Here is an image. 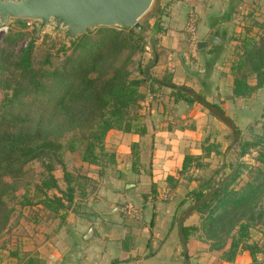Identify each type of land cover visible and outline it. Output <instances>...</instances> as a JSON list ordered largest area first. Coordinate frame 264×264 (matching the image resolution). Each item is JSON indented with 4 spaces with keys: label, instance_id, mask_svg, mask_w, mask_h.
Returning a JSON list of instances; mask_svg holds the SVG:
<instances>
[{
    "label": "crops",
    "instance_id": "crops-1",
    "mask_svg": "<svg viewBox=\"0 0 264 264\" xmlns=\"http://www.w3.org/2000/svg\"><path fill=\"white\" fill-rule=\"evenodd\" d=\"M249 1L159 0L147 22L153 36L152 58L145 65L149 78L141 85L144 96L139 100L143 107L139 119L146 130L107 131L104 144L112 148L113 156L100 173L91 200L97 214L86 218L84 213L69 211L65 221L57 222L35 244L42 264H264V221L251 227L248 246H239L232 259L224 253L228 244L213 249L198 230L183 239V226L199 225L195 201L189 196L199 180L210 175L201 167H212L210 162L226 152L215 135L227 123L197 101H173L167 84H153L152 95L150 89L152 79L170 72L171 82L226 108L233 81L228 59L233 18L243 13ZM189 10L198 18L197 49L189 44L184 29ZM213 34L223 40L209 42ZM199 42L205 45L198 47ZM185 154L198 157L191 161L192 174L186 173L190 167L180 173ZM186 174L193 177L187 188L181 183ZM168 176L174 178L172 182ZM178 193L183 194L178 198ZM126 201L136 205L137 214H121V203ZM112 204L117 207L109 210ZM90 226L93 232L85 237Z\"/></svg>",
    "mask_w": 264,
    "mask_h": 264
},
{
    "label": "trees",
    "instance_id": "trees-1",
    "mask_svg": "<svg viewBox=\"0 0 264 264\" xmlns=\"http://www.w3.org/2000/svg\"><path fill=\"white\" fill-rule=\"evenodd\" d=\"M261 38L264 40V34ZM71 42L78 51L67 53L60 62L54 63L49 51L43 59L36 60L34 39H30L13 62L16 77L0 79V235L8 227L17 203L20 206L42 205L58 215L61 223L69 211L83 213L78 207L72 209L69 205L75 199V183L79 193H84L85 186L65 168V151L79 149L82 161L102 164L109 129L138 133L146 130L145 124L140 122L141 115L131 113L132 107L139 105L144 96L141 85L149 78L139 60L136 64L142 76L132 75L133 55L144 49L142 30L133 26H97ZM242 48L241 53L234 52L238 57L230 64L233 81L228 98L231 101L249 96L264 85V42L244 40ZM61 50L65 51L63 46ZM171 76L168 72L161 79H152L151 94L153 84H167L172 88L173 101H197L208 107L232 126L239 140L238 154L241 156L257 148L255 158L264 163V129L251 139H240V128L225 108L189 87L171 82ZM249 76L254 82L249 81ZM262 117L264 122V108ZM197 158L185 154L180 173ZM33 159H38L44 167L36 179L35 172L27 167ZM134 163L133 160V166ZM57 164L61 166L66 183L64 189L55 172ZM238 168L235 166L232 173L217 182H213L211 174L199 180L191 193L199 213V225L182 227L184 240L191 231L198 230L199 237L208 240L213 249L228 244L224 250L227 259L234 257L239 246L247 245L253 221L264 214V209L255 210L264 190V177L256 181L257 174L236 187ZM168 179L174 178L168 176ZM51 189H58L59 194L49 193ZM12 253L16 256V264L43 263L36 250L22 255L16 251Z\"/></svg>",
    "mask_w": 264,
    "mask_h": 264
},
{
    "label": "rangeland",
    "instance_id": "rangeland-1",
    "mask_svg": "<svg viewBox=\"0 0 264 264\" xmlns=\"http://www.w3.org/2000/svg\"><path fill=\"white\" fill-rule=\"evenodd\" d=\"M159 6V0H153L149 9L140 17V22L143 24L142 35L144 42V49L141 52L136 51L133 55L134 67L132 71L133 76L141 77L137 69L136 62L139 60L141 68L151 62V43L153 36L150 35L148 30V19L156 12ZM191 10H189L190 12ZM21 21L22 23H20ZM37 21L35 20H16L12 19L10 23L0 25V79L7 80L16 77L17 71L13 65L20 55L21 49L29 42L30 39H34V58L41 60L44 58L47 51L51 52V60L54 63L60 62L61 59L67 53L78 51V48L71 42L72 39L63 37V29L58 28L54 31L53 24L43 27L40 31L37 29ZM97 26L91 28L94 30ZM264 34V0H250L249 6L244 8L243 13L236 19L233 18L232 26V41L230 40V61L236 59L234 52L241 53L242 41L244 40H256L259 43H263L264 40L261 36ZM263 40V41H262ZM63 46L64 50H61ZM149 47V48H147ZM194 49H197L196 47ZM249 81L254 82L252 77H248ZM143 85V84H142ZM143 108V107H142ZM140 104L132 107L131 113H138ZM263 108H264V85L255 89L249 96L237 97L235 101L229 100L225 110L227 114L231 116L236 125L240 128V139L254 137V134L261 133L264 129L263 122ZM141 119V117H140ZM211 128H214L212 125ZM235 131L232 126L227 124L224 130H216L215 137L218 142H222L221 147L226 152L222 155L216 156L211 166H202L200 170L202 172L207 171V174L213 175V182H217L219 178L226 177L235 166H239V176L237 177L234 185L239 187L243 185L247 180L252 179L258 174L256 181L264 177V163L259 162L255 157L258 154L257 148H252L244 155L238 154V141L235 137ZM72 133V132H71ZM70 133L65 137V139ZM64 139V140H65ZM221 140V141H220ZM219 143H216V145ZM227 144V147H225ZM264 148V145H263ZM105 151L102 153V164H94L80 159V151H68L64 153L65 168L72 172L78 179L77 182L84 184V193H79L77 183H75L76 195L70 208L79 210H85L83 213L87 218L89 214H97L93 210V203L91 200L95 198L97 185L99 181V175L102 170H105V164L113 156L111 147L105 146ZM197 164L196 162L193 163ZM231 164L232 166H229ZM107 165V164H106ZM27 167L31 171L35 172V179L38 178L44 170L43 165L38 159H33L27 163ZM192 169L195 172V168L190 167L186 173L189 174ZM60 187L65 188L66 183L62 177V169L59 164L56 165L55 170ZM115 171H111L114 174ZM181 179V183L187 186H192L193 177L189 178V175ZM192 174V173H190ZM97 176V177H96ZM49 193L59 194L58 189H51ZM183 193H178V198ZM191 201H194L192 195L189 196ZM12 203V202H11ZM123 203V202H122ZM121 203V205H122ZM15 204V203H14ZM264 209V190L260 193L257 206L255 210ZM78 214L77 212H73ZM102 213V212H98ZM121 214L123 212L121 211ZM101 215V214H98ZM67 217V216H66ZM95 217V216H94ZM123 217V216H121ZM61 219L58 215H53V212L44 209L42 205L34 204L27 206H20L18 203L14 205V210L11 215V219L8 227L4 230V233L0 235V264H16V256L11 254L12 251H16L22 255L26 251H33L35 244L39 240L44 238V235L49 233L55 228L57 222ZM264 221V214L260 219L253 221L254 226H262Z\"/></svg>",
    "mask_w": 264,
    "mask_h": 264
},
{
    "label": "water",
    "instance_id": "water-1",
    "mask_svg": "<svg viewBox=\"0 0 264 264\" xmlns=\"http://www.w3.org/2000/svg\"><path fill=\"white\" fill-rule=\"evenodd\" d=\"M153 0H0V25L12 19L35 20L37 29L53 24V30L63 29L64 39H74L95 26L135 27L142 30L140 17L149 9ZM223 40L217 34L209 42ZM205 42H199L198 47ZM117 207L112 204L109 210ZM94 217V216H93ZM93 232L88 228L85 237Z\"/></svg>",
    "mask_w": 264,
    "mask_h": 264
},
{
    "label": "built area",
    "instance_id": "built-area-1",
    "mask_svg": "<svg viewBox=\"0 0 264 264\" xmlns=\"http://www.w3.org/2000/svg\"><path fill=\"white\" fill-rule=\"evenodd\" d=\"M197 19L198 18L196 12L194 10H191L190 12H188L187 20L184 26L189 44L193 49L197 46L196 44ZM121 211L127 215H131V214L134 215L138 213V208L136 207L135 204L126 201L122 203Z\"/></svg>",
    "mask_w": 264,
    "mask_h": 264
}]
</instances>
